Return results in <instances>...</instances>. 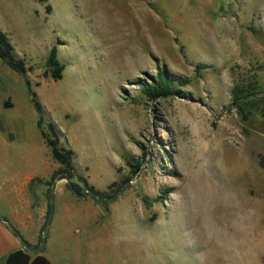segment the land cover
<instances>
[{
	"label": "rangeland",
	"instance_id": "374dc122",
	"mask_svg": "<svg viewBox=\"0 0 264 264\" xmlns=\"http://www.w3.org/2000/svg\"><path fill=\"white\" fill-rule=\"evenodd\" d=\"M0 32L27 69L40 128L51 123L72 151L70 184L108 198L134 179L110 203L52 180L53 264H264V142L249 140L264 135V101L243 107L245 121L235 107L220 114L241 100L233 90L264 97V0H0ZM52 46L56 81L45 69ZM159 73L179 91L147 99L141 84ZM37 118L0 63V218L26 197L30 254L58 168Z\"/></svg>",
	"mask_w": 264,
	"mask_h": 264
},
{
	"label": "trees",
	"instance_id": "16d2710c",
	"mask_svg": "<svg viewBox=\"0 0 264 264\" xmlns=\"http://www.w3.org/2000/svg\"><path fill=\"white\" fill-rule=\"evenodd\" d=\"M37 3H44L45 0H35ZM45 11H49V6H45ZM0 62L4 64L9 70L17 74L21 80L22 83L26 89V93L29 96V101L32 104V107L34 111L37 113L38 118L35 122L36 128L39 131L40 138L43 141V144L48 149L50 158L58 164V168L51 172L50 174V181L54 180L55 178H67L68 180L72 179L73 173V166L71 163L72 160V151L69 148H65L64 146L58 145V139L56 136L55 129L51 123H48L46 125V131L42 130L40 128L41 124V113L42 109L40 104L35 98V94L31 92L29 88V82L25 78V73L27 71L26 67L24 66L23 60L18 58L16 55H14L13 50L11 46L8 43L7 38L4 34L0 32ZM45 69L48 74V76L53 80H59L61 71L63 70V65H61L57 59H56V49L55 47H51L47 53L46 59H45ZM194 69H197L195 67ZM196 72V70H195ZM183 82V81H180ZM184 84V83H183ZM249 89L245 91H232L233 101H237L243 98H246V100L235 107L240 119L242 121L247 120L248 114L243 110V107L245 105L250 104L251 102H263L264 97H260L257 100L255 99H248L249 95L257 96L256 88L248 87ZM176 91H179L178 89H173L172 82L165 77L162 73H159L157 76V80L154 84L146 85L141 84V92L147 99H154L159 97H165L170 94L177 93ZM8 104H4V108H7ZM131 173L135 174L137 171V166H130ZM77 180H81L83 185H85V181L83 179H80L79 177H76ZM68 187V186H67ZM71 187L75 192H79L80 189L77 187L75 183H71ZM90 190H92L98 197L105 198L106 193L105 192H98L93 190L92 187L88 186ZM48 214V207H47V213ZM9 229L14 232H17L16 230L10 228ZM2 264H50L43 256L32 253L30 254L28 250L25 249H17L14 251L9 252L3 260Z\"/></svg>",
	"mask_w": 264,
	"mask_h": 264
},
{
	"label": "crops",
	"instance_id": "0c3cea01",
	"mask_svg": "<svg viewBox=\"0 0 264 264\" xmlns=\"http://www.w3.org/2000/svg\"><path fill=\"white\" fill-rule=\"evenodd\" d=\"M252 137L257 138L259 141L264 142V135H262V134L251 133L249 140H251ZM5 139H6V137L3 138L0 136V147H5L6 140H7V139L6 140ZM259 148L260 149L258 150V152H261L262 148L260 145H259ZM25 182H26V180H25ZM25 201H26V197L22 201L21 210L16 211L15 213L12 214V216H10V218H9L10 222H8V220H6L5 218H0V264L3 263L4 257L9 252L17 250V249H22V245L20 244L18 238L12 233V231L9 229L8 226H10L12 229L16 230L17 233L19 234V236L22 238V240H25V237H24L22 232L25 231L26 224L31 222V215L26 212ZM39 221L43 222V215H41V214L39 215L38 223H39ZM28 245L32 249V244L28 242ZM46 250H47L46 244H45L44 239H43L42 248L40 250L34 249V253L43 256L50 264H53L49 260L48 256L46 255Z\"/></svg>",
	"mask_w": 264,
	"mask_h": 264
},
{
	"label": "water",
	"instance_id": "95a60500",
	"mask_svg": "<svg viewBox=\"0 0 264 264\" xmlns=\"http://www.w3.org/2000/svg\"><path fill=\"white\" fill-rule=\"evenodd\" d=\"M166 97V96H165ZM250 98H256L255 96L253 95H249ZM161 98H164V97H161ZM246 100V98H243L241 99L240 101H237V102H233L229 105H227L226 107H224V109L222 110V113H224L225 111H227L228 109L230 108H233V107H236L237 105L243 103L244 101ZM218 116L213 118L214 121H217L218 120ZM66 181L67 183V186H68V189L70 190V192L72 193L73 196H75L76 198H79V199H84L85 197H91L93 198L97 203H110V202H113L115 200V198L120 195L124 188L127 187L130 183H132L134 181V179L130 180L129 182H127L123 188L119 189L117 191V193L112 196V197H108V198H101V197H98L92 190H90L88 187H82L80 189L79 192H75L72 187H71V184L70 182L68 181L67 178H62ZM54 187H55V181H52L51 184H50V189H49V203H48V214H47V218L45 220V223H44V226L42 228V231H41V235H40V240H39V244L38 246L35 248V250H40L43 246V239H44V236H45V228L46 226L48 225L49 221H50V218H51V208H52V205H51V200H52V197H53V193H54ZM11 228V227H10ZM14 235L18 238L20 244L22 245V248L25 249V250H28V251H32V249L29 247L28 243H26L24 240H22V238L19 236V234L17 232H14Z\"/></svg>",
	"mask_w": 264,
	"mask_h": 264
},
{
	"label": "bare ground",
	"instance_id": "6f19581e",
	"mask_svg": "<svg viewBox=\"0 0 264 264\" xmlns=\"http://www.w3.org/2000/svg\"><path fill=\"white\" fill-rule=\"evenodd\" d=\"M235 235V234H234ZM245 236V235H244ZM243 237V236H242ZM234 238H235V236H234ZM237 239V238H236ZM238 240V239H237ZM246 241V240H245ZM235 242V241H234ZM243 242V241H242ZM233 243V242H232ZM237 243V242H236ZM241 245H243V244H241ZM242 247V246H241ZM244 248V247H243Z\"/></svg>",
	"mask_w": 264,
	"mask_h": 264
}]
</instances>
